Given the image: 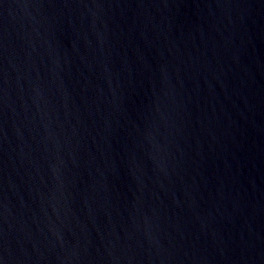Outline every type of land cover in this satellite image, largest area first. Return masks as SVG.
Returning a JSON list of instances; mask_svg holds the SVG:
<instances>
[{
  "label": "water",
  "instance_id": "water-1",
  "mask_svg": "<svg viewBox=\"0 0 264 264\" xmlns=\"http://www.w3.org/2000/svg\"><path fill=\"white\" fill-rule=\"evenodd\" d=\"M2 264H264V0H0Z\"/></svg>",
  "mask_w": 264,
  "mask_h": 264
},
{
  "label": "snow or ice",
  "instance_id": "snow-or-ice-1",
  "mask_svg": "<svg viewBox=\"0 0 264 264\" xmlns=\"http://www.w3.org/2000/svg\"><path fill=\"white\" fill-rule=\"evenodd\" d=\"M0 264H2V262H0Z\"/></svg>",
  "mask_w": 264,
  "mask_h": 264
}]
</instances>
